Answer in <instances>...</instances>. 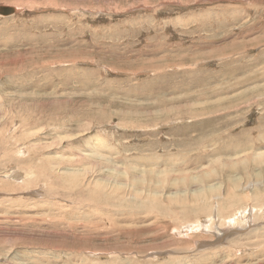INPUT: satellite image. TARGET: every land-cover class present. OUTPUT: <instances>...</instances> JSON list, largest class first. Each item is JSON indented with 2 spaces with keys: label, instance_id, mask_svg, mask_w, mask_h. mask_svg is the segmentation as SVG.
I'll list each match as a JSON object with an SVG mask.
<instances>
[{
  "label": "rangeland",
  "instance_id": "obj_1",
  "mask_svg": "<svg viewBox=\"0 0 264 264\" xmlns=\"http://www.w3.org/2000/svg\"><path fill=\"white\" fill-rule=\"evenodd\" d=\"M0 7V264H264V0Z\"/></svg>",
  "mask_w": 264,
  "mask_h": 264
},
{
  "label": "bare ground",
  "instance_id": "obj_2",
  "mask_svg": "<svg viewBox=\"0 0 264 264\" xmlns=\"http://www.w3.org/2000/svg\"><path fill=\"white\" fill-rule=\"evenodd\" d=\"M241 212H242V211H241ZM239 213H240V211H239ZM244 217H245V216H244ZM232 218H233V216H231V217L228 218V221H227L228 224H230V221H231ZM243 219H244V218H243ZM242 221H244V222H241V224H240V223H236V224H238V225H244V224L248 223V222L246 221V219H245V220H242ZM198 225H199V224H198ZM185 226H186V225H185ZM202 226L204 227V224H202ZM208 226H210V225H207V226L205 227V229H204L205 231H206V230L210 231V230H209L210 228H209ZM186 227H188V226H186ZM192 227H193V225H192ZM192 227H189V228H192ZM196 227H197V226H195L194 228H196ZM199 227H200V225H199ZM189 228H188V229H189ZM194 230H195V229H194ZM204 230H202V231H204ZM211 230H212V229H211ZM216 231H217V230H216ZM220 231H221V233H218V232H217L216 235L218 234V236H220L219 234H224V233L226 232V231L224 232L223 230H220ZM228 233H229V232H228Z\"/></svg>",
  "mask_w": 264,
  "mask_h": 264
},
{
  "label": "water",
  "instance_id": "obj_3",
  "mask_svg": "<svg viewBox=\"0 0 264 264\" xmlns=\"http://www.w3.org/2000/svg\"><path fill=\"white\" fill-rule=\"evenodd\" d=\"M0 12L4 13L5 15H11L14 13V10H12L11 8L0 7ZM206 244H208V243L207 242L203 243V245H206Z\"/></svg>",
  "mask_w": 264,
  "mask_h": 264
}]
</instances>
